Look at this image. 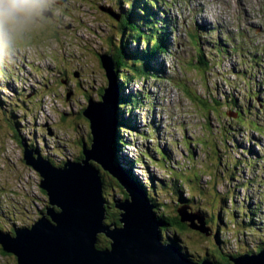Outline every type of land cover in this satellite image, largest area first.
<instances>
[{"label":"rangeland","instance_id":"374dc122","mask_svg":"<svg viewBox=\"0 0 264 264\" xmlns=\"http://www.w3.org/2000/svg\"><path fill=\"white\" fill-rule=\"evenodd\" d=\"M157 1L167 51L148 58L150 75L126 79L123 93L135 95L125 106L116 97L122 116L111 156L119 155L117 168L145 189L139 188L144 196L151 194L157 214L183 211L209 220L205 236L165 224V238L176 239L192 260L223 263L228 254L264 248V0ZM128 4L56 0L53 11L32 22L17 41L15 62L0 63V231L6 235L16 238L14 227L32 226L53 206L40 186L44 178L26 164L22 141L58 167L85 158L82 139L90 127L81 112L89 98L101 100L108 88L99 56L116 52L121 40L118 22L100 8L120 14ZM191 33L198 34V44ZM228 34L243 49L233 51ZM221 40L226 53L217 51ZM210 97L211 105L198 99ZM130 117L131 122L125 119ZM182 197H192L189 206ZM224 209L236 213L234 221H227L232 216ZM249 218L260 228L246 230ZM217 228L225 244L216 243ZM99 236L109 248L111 238ZM0 264H18L17 257L0 246Z\"/></svg>","mask_w":264,"mask_h":264},{"label":"water","instance_id":"95a60500","mask_svg":"<svg viewBox=\"0 0 264 264\" xmlns=\"http://www.w3.org/2000/svg\"><path fill=\"white\" fill-rule=\"evenodd\" d=\"M101 9L117 16L112 8ZM100 59L108 88H103L101 100L89 99L83 111L93 132L91 149L83 151L86 159L55 167L49 158L30 150L22 141L26 164L44 178L40 186L53 206L32 226L14 227L16 238L0 231L3 250L15 254L18 264H219L208 257L194 261L175 241L166 240L154 204L115 165L111 143L117 125L116 97H120L118 70L113 53H101ZM125 190L128 198L121 200ZM113 200L121 210V226L117 222L106 224L108 214L115 217L117 213ZM179 214L191 228L208 234L203 216L183 211ZM101 232L111 238L109 248H98ZM230 261L264 264V249L231 256Z\"/></svg>","mask_w":264,"mask_h":264},{"label":"trees","instance_id":"16d2710c","mask_svg":"<svg viewBox=\"0 0 264 264\" xmlns=\"http://www.w3.org/2000/svg\"><path fill=\"white\" fill-rule=\"evenodd\" d=\"M127 2L129 3L128 4L129 10H125L123 8L120 9L121 13H124L122 16L123 18L121 17L122 21H123L122 23H125V25L122 26L123 31L120 34V39H121L120 44L122 46V49H118L116 52H113L112 49L108 51V53L114 54L116 65H117V70H118V76L121 75L119 77L120 87H121L120 91H122V93L120 94V97H119L120 103H122L121 106H125L130 99V95L126 97V95L123 93V90L125 89V87L128 86V83H129V81H126V79L128 77H133V75L140 76V78H142L141 76H144V75H150V74H148L149 72L147 70V67L148 68L150 67L151 62H150V59H148V58H150V56H153L155 58L159 53L167 51V48L165 45H167L166 39H168V35L165 32L164 22L161 21V23H160V21L156 20L158 12L154 8L156 7L157 0H127ZM100 10H101V8H100ZM167 27L169 28L170 26H167ZM197 35H198L197 33H191V36L196 41V44H198V39L196 38ZM240 36H241V39H243V37H246V34L242 31ZM126 37L128 38V41H126V39H125ZM230 37L234 41V43L231 44L233 47V51L243 49L242 44L238 45V43L236 42L237 38H235L234 36H230ZM250 38H253V36H251ZM228 40L229 39L226 38V41H228ZM140 41L142 43L143 42L146 43V46L143 49H139V47H140L139 42ZM111 42H112V40H111ZM134 42L137 43V46H134V48H133L132 44L135 45ZM220 43H221V47L219 49H217V51L221 52V53H226L227 48H228L227 43L223 42L222 40L220 41ZM110 51H112V52H110ZM200 55L202 58L203 53H201ZM203 61L204 60H202V62ZM158 73H159L158 71L155 72V74H158ZM75 74H74V76H76ZM155 76H157V75H155ZM258 93L259 92L257 91V94ZM101 95H102V93H101ZM89 96L90 95H87V97H89ZM194 96H195V98L198 97L195 94H194ZM126 98H128V99L126 100ZM89 99H91V98H89ZM89 99H88V101H89ZM198 99H199V101L203 102L204 104H208V105H211V102H213V100H214L211 97L207 100H204V101H202L203 100L202 98H198ZM1 103L3 104V102H1ZM121 106H119V107L121 108ZM120 108L118 109L119 110L118 115H120V117H121L122 113H121ZM241 114H243L242 111H240V115ZM7 119L9 122L11 121V118L9 119V117ZM121 119H123V118H121ZM125 119H128V118H125ZM129 121L131 122V118H129ZM14 133H16V132H14ZM119 141L120 140H119V136H118L117 146H118ZM82 148H83V145H82ZM156 151L160 152L161 151L160 147H158L156 149ZM143 155L146 156L145 153ZM77 159L82 160L83 158L80 156ZM114 162H115V165L118 167H120L122 165L121 160L119 159V155L117 156V158H114ZM107 172H109V171H107ZM113 177H115V176H113ZM116 179L120 183V185L123 186L121 184V182L119 181V179L118 178H116ZM123 188H124V186H123ZM139 188L140 189L142 188L141 191L144 190V192H145V189L142 186H139ZM126 198H128V193L125 190V194L123 195L121 200H125ZM148 198L150 200L152 199L151 202H152V204H154L155 210H156V205L154 203V199L150 193H148ZM191 198L192 197H187V198L182 197L181 198L182 199L181 200L182 205L184 204V205L189 206L190 205L189 199H191ZM107 204H108V202H107ZM113 204H114V208L117 209V213L115 214L116 216L112 217L108 214V222H106V219H105V222H106V224H108L109 222L110 223L117 222L118 225L121 226L122 225V223H120L121 210L116 206V202L114 200H113ZM243 208H245V206ZM238 209L240 211H242L241 208L238 207ZM224 212H226L227 214H231V216H232L231 218L228 217V220H227L228 222L234 221V217H236V213H234V212L230 213V210L227 211L226 209H224ZM156 214H157V212H156ZM161 214H157V217H158V220L162 221L163 225L166 224V226L167 225L173 226V227H175V229L178 228L180 231H184V230L191 228L190 223L188 221L187 222L182 221L181 216L178 213L171 215V216H167V217H165V215L163 213H161ZM202 214L204 215V217L206 216V213L204 214V211H202ZM106 217H107V215H106ZM249 219H250V222L248 224H246L247 225V227L245 228L246 230L248 229L251 232H254L255 229L260 228V227H257L255 225L253 218H249ZM208 221L209 220L207 219L206 222L208 223ZM202 233L205 236L204 232H202ZM216 233H217V234H215L216 243H218L220 245L225 244L224 240L223 241L219 240V233L220 232L218 231V228H217ZM165 239L166 240L170 239L172 241L176 240V239L172 238L171 236H167ZM97 246H98V248L102 249L103 247L106 248L109 245L108 246H107V244L103 245L102 243H100V240H99ZM262 249H264L262 246L254 245L252 249H249L250 252L249 251L248 252L249 253H252V252L256 253ZM227 256H228L227 257L228 261H230V257L231 256L234 257L236 255L235 254H228ZM194 261H196V260H194ZM215 262L222 264L218 260H216ZM229 264H232V262L230 261Z\"/></svg>","mask_w":264,"mask_h":264},{"label":"clouds","instance_id":"9594fccd","mask_svg":"<svg viewBox=\"0 0 264 264\" xmlns=\"http://www.w3.org/2000/svg\"><path fill=\"white\" fill-rule=\"evenodd\" d=\"M56 0H0V63H14L27 27L52 12Z\"/></svg>","mask_w":264,"mask_h":264},{"label":"flooded vegetation","instance_id":"af4514ba","mask_svg":"<svg viewBox=\"0 0 264 264\" xmlns=\"http://www.w3.org/2000/svg\"><path fill=\"white\" fill-rule=\"evenodd\" d=\"M109 14V13H108ZM123 14L124 13H120V14H117L116 13V17L115 16H112L113 18H115L116 19V21L118 22V25H119V32H120V34H121V32L123 31V28H122V26L123 25H125V23H122L123 21H122V16H123ZM110 15V14H109ZM122 17V18H121ZM118 49H122V46H121V44H120V47L118 46L117 47ZM112 52V51H111ZM113 52H115V51H113ZM100 57V56H99ZM101 60V59H100ZM75 91H73V93H74ZM81 116L82 117H84V118H86L84 115H83V111L81 112ZM89 121V120H88ZM89 127H90V133L88 134V136L87 137H84L83 139H82V145H84L85 144V142L87 143L88 142V139L89 140H91V143H93V136H91L90 134H93V132H92V128H91V125H90V122H89ZM79 154H80V150H79ZM3 217H4V215H3ZM100 237V236H99ZM100 240V239H99ZM99 242V241H98ZM1 246V248L3 249V247H2V245H0ZM3 251V250H2ZM4 252V251H3ZM202 259V258H201ZM225 259V262H223L222 264H229V262L230 261H228V258H224Z\"/></svg>","mask_w":264,"mask_h":264},{"label":"bare ground","instance_id":"6f19581e","mask_svg":"<svg viewBox=\"0 0 264 264\" xmlns=\"http://www.w3.org/2000/svg\"><path fill=\"white\" fill-rule=\"evenodd\" d=\"M239 2L243 5L244 3H243V1L242 0H239ZM156 7L157 8H159L160 6L158 5V1H157V3H156ZM156 8V9H157ZM158 11H159V9H157ZM119 14V13H118ZM171 23V22H170ZM178 32V31H177ZM228 36V35H227ZM235 39V38H234ZM231 40H233V39H231ZM231 46V45H230ZM220 51V50H219ZM223 51V50H222ZM237 51V50H236ZM225 52V51H224ZM220 56V55H219ZM135 94H130V98H132L133 96H134ZM122 104V103H121ZM263 105V104H262ZM117 109H119V106L117 107ZM236 114V113H235ZM119 118H120V115H118L117 114V110H116V113L114 112V124H116L117 122H118V120H119ZM131 118V117H130ZM129 119V118H128ZM91 136H93V134H90ZM256 137V136H255ZM254 137V138H255ZM88 142L90 143V145H88L86 142H85V144L83 145V148H82V153H83V151H85L84 149L85 148H89V149H91V147H92V143H91V140H89L88 139ZM34 150V149H33ZM111 150L113 151V147L111 148ZM36 151V150H35ZM84 154V153H83ZM84 159H86V156H85V158ZM75 161H77V160H75ZM75 161H72V162H75ZM78 161H80V160H78ZM69 162H71L70 160L69 161H67V162H65L64 163V165H61V166H59V168H61V167H65V166H67L66 164L67 163H69ZM52 163V162H51ZM52 165H54L55 167H58V166H56L55 164H53L52 163ZM248 221V220H247ZM253 230V229H252ZM184 252V251H183Z\"/></svg>","mask_w":264,"mask_h":264}]
</instances>
